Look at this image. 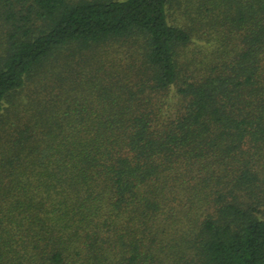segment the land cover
I'll list each match as a JSON object with an SVG mask.
<instances>
[{"label":"trees","instance_id":"1","mask_svg":"<svg viewBox=\"0 0 264 264\" xmlns=\"http://www.w3.org/2000/svg\"><path fill=\"white\" fill-rule=\"evenodd\" d=\"M31 7L0 52V264H264V0Z\"/></svg>","mask_w":264,"mask_h":264},{"label":"rangeland","instance_id":"2","mask_svg":"<svg viewBox=\"0 0 264 264\" xmlns=\"http://www.w3.org/2000/svg\"><path fill=\"white\" fill-rule=\"evenodd\" d=\"M178 9L179 8L177 7L175 9L176 11L174 10L176 14H180ZM29 10L33 11L31 7V0H0V52L3 51L7 45V36L13 30L14 21H17L21 15H25L28 12L31 13V18L35 21L34 12ZM12 15H15L14 17L16 18H13ZM131 42H133V40ZM127 45L129 44H123L117 41H110L108 44L97 47L94 51L84 50L83 52H95L96 54L99 53L98 55H104L103 53L107 52H129L127 50ZM138 46L137 47L141 49V46ZM63 52H78L77 46H69V48L65 49ZM37 82H39L38 76L34 77L32 82L31 80L28 82L26 89L20 99L23 103H26L32 98L37 97L33 96V94H35V91L39 90V87L35 85ZM37 100L39 101V97ZM22 102L19 101V103ZM259 200V202L264 204V192L262 193Z\"/></svg>","mask_w":264,"mask_h":264}]
</instances>
